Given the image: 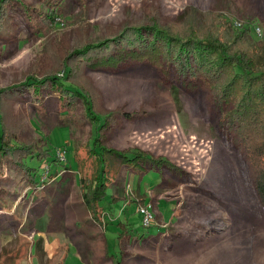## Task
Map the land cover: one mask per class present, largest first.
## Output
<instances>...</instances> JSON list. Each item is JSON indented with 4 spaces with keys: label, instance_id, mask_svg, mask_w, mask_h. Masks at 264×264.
<instances>
[{
    "label": "rangeland",
    "instance_id": "1",
    "mask_svg": "<svg viewBox=\"0 0 264 264\" xmlns=\"http://www.w3.org/2000/svg\"><path fill=\"white\" fill-rule=\"evenodd\" d=\"M25 1L34 5L39 0ZM66 2L57 25L39 32L25 21L20 5L10 11L17 29L12 38H0V87L24 80L36 53L43 52L42 64L48 66L49 56L61 61L82 42V35L92 42L116 34L123 22L138 21L149 10L156 12L163 23L186 17L203 21L201 12H216L233 27L236 21H242L245 27L260 25L263 35L251 29L247 40L256 45L264 40V0ZM83 73L99 93L102 109L131 114L130 117L116 115L114 125L105 132L109 146L140 148L177 166V169L163 166V173L157 168L136 169L132 171L134 179L126 173L121 180L120 173L119 184L113 183L114 177L110 176L107 195L102 200L106 213L103 221L98 222L90 214L78 187L75 140L85 143L95 132L94 125L80 114L81 105L76 118L72 119L66 112L62 121L55 106H35L28 91H9L4 97L12 124L23 121L22 128L26 127L28 135L36 137L40 144L45 143L44 147H50L52 156L57 149L64 152L65 159L58 156L61 159L58 166L63 168L64 178L69 175L74 180L67 191L75 201H71L70 210L78 213L79 223L72 226L76 234L83 232L92 219L104 232L108 222L106 255L102 260L97 258L96 264H115V261L121 264H264V207L254 174L234 132L221 124V107L204 83L198 81L191 88L188 77L180 75L174 67L164 69L132 61L116 66H85ZM46 94L52 93L46 89L43 95ZM28 163L38 169L37 179L45 186L31 185L22 170L5 171L0 180L3 183L0 206L4 209L0 212V252L18 250L25 256L23 264H49L62 244L70 249L63 222L58 220L59 185L48 181L55 177V164L52 158L38 157L29 159ZM47 163L50 168H46ZM115 164L121 170V163ZM112 186L117 195L125 197L113 199ZM39 189L42 191L37 194ZM141 195L156 210V219L148 227L142 225L138 213L143 204L131 201ZM34 199L49 203L46 209L51 216L45 215V207L40 210L31 206ZM162 212L167 213L166 217ZM40 238L43 248H56L59 244L51 257L45 249V253L37 252ZM87 257L93 259L89 251ZM83 263L88 264L77 247H73L63 264Z\"/></svg>",
    "mask_w": 264,
    "mask_h": 264
},
{
    "label": "trees",
    "instance_id": "2",
    "mask_svg": "<svg viewBox=\"0 0 264 264\" xmlns=\"http://www.w3.org/2000/svg\"><path fill=\"white\" fill-rule=\"evenodd\" d=\"M66 1L39 0L32 5L25 0H0V38H12L16 33L15 19L10 14L16 6L20 5L25 21L39 32L57 25ZM201 14L204 15L203 21L186 17L163 23L156 12L149 10L138 21L123 22L116 34L92 42L82 35V42L61 61L49 56L51 64L48 66L42 64L43 52L36 53L24 80L0 87V180L6 170L17 169L24 172L25 180L31 185L43 187L44 183L37 179L38 169L29 165L28 160L52 158L56 165L61 160L56 152L52 156L50 147H44L45 143L40 144L36 137L28 135V129L22 128L25 126L23 121L21 124L11 123L4 97L14 90L28 91L35 106L50 107L52 104L62 121L66 112L72 115V119L76 118L80 104V114L94 125L93 138L85 143L75 140V156L81 197L98 222L103 221L102 216L106 213L102 200L107 195L110 176L114 177L111 181L117 183L122 169L129 171L130 175L136 169L157 168L160 173H163V166L177 169L167 158L140 148H114L106 142L105 132L114 125L116 115L121 113L130 117L131 114L102 109L100 95L88 83L83 69L85 66H116L132 61L164 69L174 67L180 75L188 77L191 88L198 81L204 83L221 107V124L234 132L237 143L247 154L264 207V40L257 45L247 40L248 32L254 30L252 26L235 30L229 20L216 12ZM77 63H80L79 67ZM46 89L52 94L43 95ZM117 161L121 163V170L116 167ZM47 167L51 165L47 163ZM2 187L0 181V189ZM133 200L141 205L145 204L146 197ZM3 210L0 206V212ZM107 224L105 222V227ZM36 249L38 253H45L42 238L37 241ZM69 250L67 244H62L49 264H63ZM19 252L2 250L0 264H23L25 256ZM115 264H121V261H115Z\"/></svg>",
    "mask_w": 264,
    "mask_h": 264
},
{
    "label": "crops",
    "instance_id": "3",
    "mask_svg": "<svg viewBox=\"0 0 264 264\" xmlns=\"http://www.w3.org/2000/svg\"><path fill=\"white\" fill-rule=\"evenodd\" d=\"M54 168H55V171H54L55 174H53V175H55V177L51 181H54V182L56 181V182H58V185H59L58 192L56 193V191H55L56 195L58 196V200H59L58 205H57V210L59 211L60 219H58V220L63 222V226H64L63 231H65V234L68 237L67 240L69 241V244H70L69 253L71 252V248L77 247L79 252L82 254L83 260L85 262H87L88 264H96L97 258H99V260H102L104 258V256L106 255L105 254V247H106V243L108 241V239L106 237V234H107L106 230H107L108 226L105 227V232L101 231L100 229L97 228L96 222L91 217L92 223L89 224V226L87 228H83V226L80 225L81 228H83V232H81L80 234H76V231L72 229V226L78 222L77 221L78 220V217H77L78 213H77V210H75L73 213L71 212L69 206H71V203H73L75 201H73V199H71L70 191L69 192L67 191L71 188V184H72V186L74 185V180L72 178H70L69 175L65 176V178H64L63 174H62L63 168H61L60 166L55 164ZM60 171H61V173L59 175H56ZM64 172H68V171L65 170ZM69 173H70V171H69ZM126 173H129L128 175L131 177L130 179H134L133 176H135V175L133 173H131L132 175H130L129 171H127L126 169H122V171H121V174H122L121 178L122 179L121 180H123V178L127 176ZM70 179H72V181H70ZM75 181H76V178H75ZM120 183H122V181H120ZM117 184H119V183L117 182ZM44 186H45V184H44ZM40 191H42V189H39L37 191V194ZM113 194L116 195L115 197H118V198L120 197L121 199L123 197H125V196L117 195L114 186H113ZM141 196H144V195H141ZM33 201H35V202H33L31 206H33L34 208L38 207V208H40V210L42 209V207H45V209H46L47 206L49 205V203L44 202V201L38 202V201H36V199H34ZM71 201H73V202H71ZM40 210H38L39 213H41ZM162 213L164 215L163 217H166L167 213H164V212H162ZM45 215L51 216V215H49V212L47 211V209L45 211ZM52 216H53V214H52ZM55 240H58V243H60L59 239H55ZM97 243L99 244V246L97 245ZM58 246H59V244L56 245V248H48V246H46V248L44 247V249L48 252L49 256L51 257L57 251ZM88 251L92 255V258H93L92 260H90L87 257Z\"/></svg>",
    "mask_w": 264,
    "mask_h": 264
},
{
    "label": "built area",
    "instance_id": "4",
    "mask_svg": "<svg viewBox=\"0 0 264 264\" xmlns=\"http://www.w3.org/2000/svg\"><path fill=\"white\" fill-rule=\"evenodd\" d=\"M234 26L237 29H242L245 26V24L242 21H236L234 23ZM254 30L258 35H263L262 27L260 25L254 26ZM63 153L64 152L61 149L56 150V155L65 159V155ZM138 213L141 215V221L144 227L151 226L156 219V210L154 205L150 201L139 206Z\"/></svg>",
    "mask_w": 264,
    "mask_h": 264
}]
</instances>
